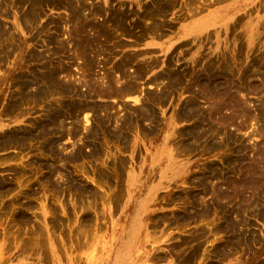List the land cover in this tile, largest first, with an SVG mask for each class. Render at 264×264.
<instances>
[{
    "label": "rangeland",
    "instance_id": "1",
    "mask_svg": "<svg viewBox=\"0 0 264 264\" xmlns=\"http://www.w3.org/2000/svg\"><path fill=\"white\" fill-rule=\"evenodd\" d=\"M56 1L0 0V264H264V0Z\"/></svg>",
    "mask_w": 264,
    "mask_h": 264
},
{
    "label": "bare ground",
    "instance_id": "2",
    "mask_svg": "<svg viewBox=\"0 0 264 264\" xmlns=\"http://www.w3.org/2000/svg\"><path fill=\"white\" fill-rule=\"evenodd\" d=\"M44 1H46V0H44ZM40 2H41V1H40ZM42 2H43V1H42ZM56 2H57L58 5H59L60 1L58 2V0H57ZM56 2H55V3H56ZM63 2H64V1H63ZM63 2H62V3H63ZM64 3H65V2H64ZM48 5H49V4H48ZM34 8H35V7H34ZM34 8H33V9H34ZM35 10H36V8H35ZM31 13L33 14V13H35V12H30V14H31ZM26 14H28V13H26ZM41 15H42V14H41ZM30 17H32V16H30ZM34 17H35V16H34ZM33 19H34V18H33ZM26 22H27V20H26ZM116 24H117V23H116ZM36 25H37V24H36ZM116 26H117V25H116ZM140 26H141V25H140ZM118 27H119V26H118ZM124 27H125V26H124ZM135 27H136V26H135ZM125 28H126V27H125ZM146 28H147V27H146ZM31 29H32V28H31ZM129 32H130V31H129ZM143 32H144V31H143ZM130 33H131V32H130ZM0 34H1V33H0ZM135 34H136V33H135ZM10 35H11V34H10ZM4 36H5V35H4ZM54 37H55V36H54ZM1 39H2V38H1ZM36 39H37V38H36ZM36 39H35V40H36ZM85 40H86V39H85ZM37 41H38V40H37ZM76 43H77V42H76ZM51 44H52V43H51ZM58 45H59V44H58ZM59 47H61V45H60ZM88 50H89V49H88ZM84 51H85V50L83 49L82 52H84ZM50 52H52V51H50ZM50 52H49V53H50ZM90 52H91V50H90ZM43 53H45V52H43ZM46 53H48V51H46ZM49 53H48V54H49ZM56 53H57V52H56ZM54 54H55V53H54ZM55 55H56V54H55ZM45 56H47V55H45ZM45 56H44V57H45ZM48 56H51V55H48ZM48 56H47V57H48ZM53 56H54V55H53ZM33 57H34V56H33ZM38 57H39V56H38ZM36 58H37V57H36ZM49 58H51V57H49ZM46 59H47V58H46ZM32 61H33V60H32ZM91 63H92V62H91ZM123 64H124V63H123ZM85 65H86V64H85ZM88 65H89V63H88ZM86 66H87V65H86ZM126 66H127V64H126ZM126 66H125V68H126ZM68 68H69V67H68ZM125 68H124V69H125ZM89 69H90V68H89ZM120 69H122V68L120 67ZM217 69H218V68H217ZM62 70H64V69H62ZM68 70H69V69H68ZM125 70H126V69H125ZM43 71H44V70H43ZM86 71H87V70H86ZM123 71H124V70H123ZM123 71H122V72H123ZM50 72H51V71H50ZM63 72H64V71H63ZM68 72H69V71H68ZM45 73L47 74L48 71L45 72ZM56 73H57V72H56ZM50 74H51V73H50ZM59 74H61V73H59ZM123 74H125V72H124ZM55 75H56V74H55ZM57 75H58V74H57ZM41 76H43V75H41ZM41 76H40V77H41ZM47 76H49V75H47ZM47 76H46V77H47ZM51 76H52V75H51ZM49 77H50V76H49ZM55 77H56V76H55ZM29 78H30V77H29ZM46 79H47V78H46ZM56 79H57V78H56ZM25 80H26V79H25ZM48 80H50V79H48ZM17 81H18V80H17ZM29 81H30V80H29ZM31 81H32V80H31ZM51 81H52V79H51ZM51 81H49V82H51ZM18 82H19V81H18ZM25 82H26V81H25ZM25 82H24V83H25ZM32 82H33V81H32ZM25 84H26V83H25ZM42 84H43V83H42ZM54 84H55V83H54ZM55 85H56V84H55ZM132 85H133V83H132ZM59 86H60V85H59ZM62 86H63V85H62ZM37 87H39V89H40V85H38ZM64 87H65V86H64ZM69 87H70V86H69ZM50 88H51V87H49V89H50ZM72 88H73V86H72ZM124 88H125V87H124ZM124 88L121 89L120 91L125 90ZM44 89H45V88H44ZM53 89H54V88H53ZM57 89H58V88H57ZM57 89H56V90H57ZM63 89H64V88H63ZM67 89H68V87H67ZM67 89H66V90H67ZM69 89H70V88H69ZM129 89H130V88H129ZM132 89H133V88H132ZM132 89H131V90H132ZM134 89H135V88H134ZM51 90H52V88H51ZM60 90H62V89H60ZM126 90H127V89H126ZM36 91H38V90L36 89ZM53 91H54V90H53ZM64 91H65V90H64ZM76 91H78V90H76ZM127 91H128V90H127ZM57 92H58V91H57ZM59 92H60V91H59ZM59 92H58V94H59ZM65 92H66V91H65ZM72 92H73V91H72ZM123 92H125V91H123ZM128 92H129V91H128ZM128 92H126V94H127ZM130 92H131V91H130ZM46 93H47V91H46ZM61 93L63 94V92H61ZM76 93H78V92H76ZM79 93H80V92H79ZM119 93H120V92H119ZM37 94H38V93H37ZM48 94H49V93H48ZM62 94H61V95H62ZM81 94H82V93H80V96H81ZM120 94H122V92H121ZM39 95H40V94H39ZM23 96H24V95H23ZM87 97H88V96H87ZM87 97H86V98H87ZM73 98H74V97H73ZM18 101H19V100H18ZM18 101H15V102H18ZM20 101H22V100H20ZM24 101H26V100H24ZM85 101H86V100H85ZM22 102H23V101H22ZM80 102H81V101H80ZM14 104H15V103H14ZM67 104H68V103H67ZM68 105H69V104H68ZM75 105H76V104H75ZM69 106H70V105H69ZM83 106H84V105H83ZM88 106H89V105H88ZM92 106H93V104H91V107H92ZM14 107H15V106H14ZM62 107H63V106H62ZM78 107H79V106H78ZM80 107H82V106H80ZM84 107H85V106H84ZM93 107H95V106H93ZM76 108H77V107H76ZM12 109H13V108H12ZM57 109H58V108H57ZM57 109H55V110H57ZM71 109H72V108H71ZM73 109H74V108H73ZM77 109H79V108H77ZM84 109H87V108H84ZM61 110H62V108H61ZM80 110H81V109H80ZM82 110H83V108H82ZM83 111H84V113H85V110H83ZM52 112H53V110H52ZM52 112H51V113H52ZM57 112H59V111H57ZM60 112H61V111H60ZM60 112H59V113H60ZM62 112H63V111H62ZM62 112H61V113H62ZM72 113H73V112H72ZM80 113H81V112H80ZM84 113H83V114H84ZM54 114H55V113H54ZM73 114H74V113H73ZM74 116H75V115H73V118H75ZM144 116H145V115H144ZM57 117H59V116H57ZM57 117H56V118H57ZM61 117H62V116H61ZM66 117H67V116H66ZM59 118H60V117H59ZM59 118H58V119H59ZM44 121H45V120H44ZM54 121H56V120L54 119ZM56 122H57V121H56ZM50 123H51V122H50ZM50 123H49V124H50ZM41 125H42V124H41ZM43 125H45V123H44ZM39 126H40V125H39ZM40 127H41V126H40ZM46 127H47V126H46ZM45 132H46V131H45ZM46 133H48V132H46ZM36 137H37V136H36ZM43 137H45V135H44ZM47 137H48V136H47ZM3 142H4V141H3ZM5 144H6V141H5ZM0 145H2V143H1ZM76 154H77V153H76Z\"/></svg>",
    "mask_w": 264,
    "mask_h": 264
}]
</instances>
